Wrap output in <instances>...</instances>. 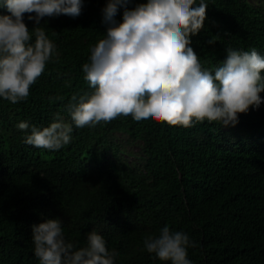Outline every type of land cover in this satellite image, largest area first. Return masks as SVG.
Segmentation results:
<instances>
[{
    "label": "trees",
    "instance_id": "1",
    "mask_svg": "<svg viewBox=\"0 0 264 264\" xmlns=\"http://www.w3.org/2000/svg\"><path fill=\"white\" fill-rule=\"evenodd\" d=\"M106 2L84 0L75 18L42 17L56 58L26 99L13 104L0 98V264H39L32 225L47 217L63 219L66 237L78 245L96 229L109 250L119 253L117 264H170L143 246L144 238L165 224L195 241L188 249L194 264H264V143L244 142L264 141V102L228 126L247 131L237 142L225 141L227 126L219 122L136 124L121 115L94 127H74L71 142L58 150L24 143V130L15 127L19 121L46 126L56 112L69 116L73 94L91 91L82 65L106 31ZM140 2L147 0L129 6ZM208 2L204 27L191 38L206 67L226 58L227 44L264 53L259 8L249 0ZM117 131L143 141L146 172L109 157L110 137Z\"/></svg>",
    "mask_w": 264,
    "mask_h": 264
},
{
    "label": "clouds",
    "instance_id": "2",
    "mask_svg": "<svg viewBox=\"0 0 264 264\" xmlns=\"http://www.w3.org/2000/svg\"><path fill=\"white\" fill-rule=\"evenodd\" d=\"M131 2L107 0L103 6L106 31L82 65L91 91L72 95L66 107L70 120L60 112L46 126L21 120L15 127L24 130V143L58 150L71 142L74 127H94L121 115L136 124L235 126L240 113L264 102V53L227 44L226 58L206 67L191 46L192 36L204 27L208 0H147L130 7ZM83 5L84 0H0L7 10L0 13V98L13 104L26 99L56 58L41 18H75ZM25 13L34 27L26 24ZM31 241L39 264H117L119 259L96 229L85 234L83 244L68 239L60 217L34 223ZM143 246L170 264H194L188 249L195 241L167 224L146 236Z\"/></svg>",
    "mask_w": 264,
    "mask_h": 264
},
{
    "label": "rangeland",
    "instance_id": "3",
    "mask_svg": "<svg viewBox=\"0 0 264 264\" xmlns=\"http://www.w3.org/2000/svg\"><path fill=\"white\" fill-rule=\"evenodd\" d=\"M253 6L259 8L264 13V0H249ZM66 120H70V116L64 115ZM227 137L226 142H237L240 138H244L246 135L245 130H240L236 127L224 128ZM111 146L107 153L110 158L125 164L131 168H137L146 172L147 155L143 148V141L133 138L125 131H117L110 137ZM245 143H253L257 147H261L264 141L258 137L245 138ZM96 166V164H95Z\"/></svg>",
    "mask_w": 264,
    "mask_h": 264
}]
</instances>
